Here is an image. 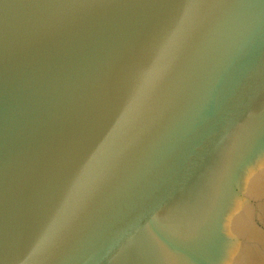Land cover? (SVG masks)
<instances>
[{
    "label": "water",
    "instance_id": "95a60500",
    "mask_svg": "<svg viewBox=\"0 0 264 264\" xmlns=\"http://www.w3.org/2000/svg\"><path fill=\"white\" fill-rule=\"evenodd\" d=\"M0 264H264V0H0Z\"/></svg>",
    "mask_w": 264,
    "mask_h": 264
}]
</instances>
